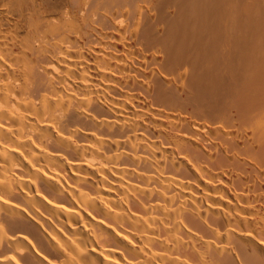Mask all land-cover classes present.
Wrapping results in <instances>:
<instances>
[{
	"label": "bare ground",
	"instance_id": "1",
	"mask_svg": "<svg viewBox=\"0 0 264 264\" xmlns=\"http://www.w3.org/2000/svg\"><path fill=\"white\" fill-rule=\"evenodd\" d=\"M0 264H264V0H0Z\"/></svg>",
	"mask_w": 264,
	"mask_h": 264
}]
</instances>
